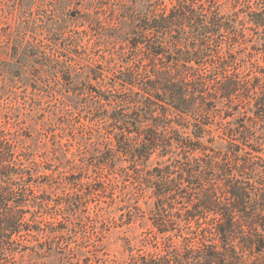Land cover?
<instances>
[{"label":"trees","instance_id":"trees-1","mask_svg":"<svg viewBox=\"0 0 264 264\" xmlns=\"http://www.w3.org/2000/svg\"><path fill=\"white\" fill-rule=\"evenodd\" d=\"M14 1L30 11L43 2ZM66 1L86 2L83 22L109 24L110 38L132 54L105 82L115 95L92 93L107 134L97 136L99 164L116 169L126 156L141 191H151L150 221L165 237L160 252L129 264H264V63L255 57L264 55V0ZM18 29L14 55L44 59L38 65L53 76L63 77L65 55H76L63 44L83 40L49 20ZM2 127L0 264H21L30 251L51 256L69 227L37 217L52 199L37 195L36 162ZM36 236L50 248L31 246Z\"/></svg>","mask_w":264,"mask_h":264},{"label":"rangeland","instance_id":"rangeland-1","mask_svg":"<svg viewBox=\"0 0 264 264\" xmlns=\"http://www.w3.org/2000/svg\"><path fill=\"white\" fill-rule=\"evenodd\" d=\"M85 4L43 0L30 11L14 0H0V124L36 162L32 169L40 173L35 179L37 195L54 201L43 205L37 217L62 221L59 227H69V234L53 243L56 250L51 256L41 249L38 254L30 251L20 259L21 264H85L87 257L94 262L101 258L96 264H129L132 256L154 254L164 248L165 237L150 221L155 206L151 191H141L132 171L124 167L128 165L126 156H117L116 169L111 164H99L105 146L97 136L107 134L96 120L100 113L95 111L98 106L92 93L115 95L106 92L105 82L118 77L121 61L132 54L110 38L113 32L109 24L90 29L84 23L81 15ZM107 4L118 5L116 0ZM106 14L111 18L113 12ZM44 20L59 22L83 39L74 42L70 37L63 44L76 53L65 55L71 64L62 70L64 78L45 72L38 65L45 61L41 57L43 60L34 63L26 55H14L18 28L27 29L33 22L43 24ZM121 30H129V24ZM255 57L264 63V55ZM95 75L102 80H96ZM32 240L31 246L39 243L49 249L52 244L43 237Z\"/></svg>","mask_w":264,"mask_h":264}]
</instances>
